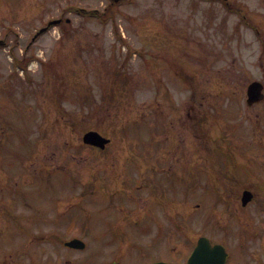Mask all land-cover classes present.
<instances>
[{"label":"rangeland","instance_id":"obj_1","mask_svg":"<svg viewBox=\"0 0 264 264\" xmlns=\"http://www.w3.org/2000/svg\"><path fill=\"white\" fill-rule=\"evenodd\" d=\"M109 2L0 0V39L5 41L0 46V205L7 217L14 211L21 216L32 215L31 210L17 204L13 192L19 189L18 181L21 190L30 189L37 173L36 193L51 194L55 207L60 199L79 201L81 189H72L77 181L71 176L83 177L85 182L91 181L95 171L111 170L103 161L94 162L92 152L78 144L82 136L77 132L82 129L77 124L80 112L85 118L87 111L98 115L90 128L112 137L115 145L109 154L126 155L132 148L126 143L191 138V130L182 120L193 100L197 120L201 118L195 126L197 133L216 137L222 126L242 120L237 118L246 112L248 85L264 81V32L258 35L254 27L255 23L264 28V0H230L228 8L238 9V15L227 13L222 3L202 0H127L113 7L108 14L112 19L105 22L74 11L77 7L103 8ZM62 16L70 20L69 25L64 22L33 43L39 29ZM186 46L188 50L182 49ZM17 58L28 62L27 70L16 65ZM111 59L113 67L107 69ZM124 63V75H115L114 68ZM223 91L233 92V97L220 96ZM213 103L216 107L211 114L218 115L216 123L210 121L208 113L203 114L204 105ZM100 110L104 112L101 116ZM59 118L72 119L73 130L63 122L57 125ZM240 123H245L240 137L250 141L247 129L251 127L245 121ZM138 161L137 168L125 166L139 170ZM65 163L72 171L69 174L59 171L64 170ZM117 167L123 169V163ZM52 169L64 177L51 173ZM133 180L140 177L134 174ZM85 198L86 202L77 205L85 222L109 214L99 213L93 188ZM6 202L15 210L11 211ZM1 214L0 264H61V256L63 262L77 259L78 254L67 258L63 244L52 238L36 244L32 241L28 249L33 250H24L19 242L21 230L14 225L17 237L8 232L5 225L9 221ZM52 223L45 232L58 234L62 240L70 237L62 228L60 212H54ZM23 240L24 244L29 242L28 237Z\"/></svg>","mask_w":264,"mask_h":264},{"label":"flooded vegetation","instance_id":"obj_2","mask_svg":"<svg viewBox=\"0 0 264 264\" xmlns=\"http://www.w3.org/2000/svg\"><path fill=\"white\" fill-rule=\"evenodd\" d=\"M194 114L190 106L191 138L143 143L141 206L135 216L115 195L98 210H117V216L91 223L73 219L72 239L87 237L92 243L67 251L78 256L66 263L187 264L204 241L198 264H264V100L241 115L251 127L250 141L240 137L241 128L234 138L198 139ZM132 172L98 176L105 185L98 188L108 194L112 184L125 188ZM38 215L40 225H47L52 212L39 209Z\"/></svg>","mask_w":264,"mask_h":264},{"label":"water","instance_id":"obj_3","mask_svg":"<svg viewBox=\"0 0 264 264\" xmlns=\"http://www.w3.org/2000/svg\"><path fill=\"white\" fill-rule=\"evenodd\" d=\"M118 1V0H116ZM262 89L261 85L259 83H254L250 86L249 88V95L250 97L254 98L255 95H257V93ZM85 141L92 143V144H99L103 140L98 134L96 133H90L85 137Z\"/></svg>","mask_w":264,"mask_h":264}]
</instances>
